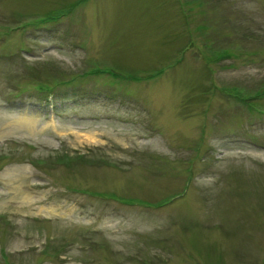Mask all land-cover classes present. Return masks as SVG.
<instances>
[{
    "label": "rangeland",
    "instance_id": "obj_1",
    "mask_svg": "<svg viewBox=\"0 0 264 264\" xmlns=\"http://www.w3.org/2000/svg\"><path fill=\"white\" fill-rule=\"evenodd\" d=\"M0 264H264V0H0Z\"/></svg>",
    "mask_w": 264,
    "mask_h": 264
},
{
    "label": "bare ground",
    "instance_id": "obj_2",
    "mask_svg": "<svg viewBox=\"0 0 264 264\" xmlns=\"http://www.w3.org/2000/svg\"><path fill=\"white\" fill-rule=\"evenodd\" d=\"M24 199L28 200L31 199V197H29V195L25 196Z\"/></svg>",
    "mask_w": 264,
    "mask_h": 264
},
{
    "label": "trees",
    "instance_id": "obj_3",
    "mask_svg": "<svg viewBox=\"0 0 264 264\" xmlns=\"http://www.w3.org/2000/svg\"><path fill=\"white\" fill-rule=\"evenodd\" d=\"M113 75H115V76H119V75H117V74H115V73H112ZM119 77H121V76H119Z\"/></svg>",
    "mask_w": 264,
    "mask_h": 264
}]
</instances>
